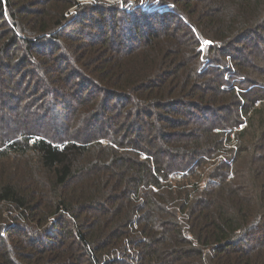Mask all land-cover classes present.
Wrapping results in <instances>:
<instances>
[{"label": "trees", "instance_id": "1", "mask_svg": "<svg viewBox=\"0 0 264 264\" xmlns=\"http://www.w3.org/2000/svg\"><path fill=\"white\" fill-rule=\"evenodd\" d=\"M110 1L0 0V264H264V0Z\"/></svg>", "mask_w": 264, "mask_h": 264}, {"label": "rangeland", "instance_id": "2", "mask_svg": "<svg viewBox=\"0 0 264 264\" xmlns=\"http://www.w3.org/2000/svg\"><path fill=\"white\" fill-rule=\"evenodd\" d=\"M84 1V0H83ZM86 2H87V4L88 5H94V6H96V5H98L99 4V0H85ZM91 1H93L92 2V4H91ZM104 2L106 1V3H109V4H112V3H117V2H114V1H110V0H103ZM135 3H136V1L135 0H131V2L129 3V5L127 6V7H123V9H125L126 8V11H128V12H131V11H133V10H135V8H138V7H141V10H142V12L143 11H146L147 13H149V7L151 6V5H148L149 3H148V0H140V3L138 4V7L137 6H135ZM122 6V5H121ZM146 6H148V7H146ZM218 7V6H217ZM122 8V7H121ZM155 7H152L151 8V10L152 11H157V10H159V8H156V9H154ZM162 8V7H161ZM219 8V7H218ZM151 11V12H152ZM162 11V10H161ZM161 11H159V12H161ZM166 12H171V11H169V10H165ZM219 11L221 12V10L219 9ZM162 13V12H161ZM173 13V12H172ZM122 19V18H121ZM135 21H137L138 22V24H139V26L140 27H142V28H144V25H146V26H149V27H153V28H155V30H157V31H160V22H158V20H156V19H149V17L148 18H146V16H144L143 14H139V15H136L135 16ZM120 20V19H119ZM118 20V21H119ZM174 23V21L172 22V21H168L167 23H163L164 24V27H171V25ZM127 24H126V22L125 21H123V20H121V27L119 28V30H118V33H120V34H124L125 33V26H126ZM171 29V28H170ZM160 34L162 35V36H164L165 35V32H160ZM254 34H258V35H253L254 37H256V36H259V35H263V33H262V31L261 32H258V33H254ZM178 35L180 36L181 34L178 32ZM183 35V34H182ZM250 37L251 39H254V37ZM115 37V35H113V38ZM264 37V36H263ZM248 41V40H247ZM245 42L244 44H242L241 46H240V49L241 50H243V51H246V53L245 54H247V55H245V56H247V57H249L250 59H251V56H250V51H251V46H249V43H251V42ZM140 43H141V41L139 40V41H137V42H135V46H140ZM247 44H248V46H247ZM132 45V44H131ZM251 45V44H250ZM246 46V47H245ZM202 51H204V48H202ZM230 61V60H229ZM204 62L207 64L208 63V61L207 60H204ZM208 67H210V66H203V68H202V72H205L207 69H208ZM16 111H18L17 113L19 114L18 115V117L19 118H23L24 117V115L26 114L25 113V111L23 110V109H16ZM61 119H60V117L59 116H57V113L55 112L52 116H50V118L48 119V121L50 122V123H54L55 125H59L60 126V124H61V121H60ZM3 121V120H2ZM2 121L0 120V126L2 125ZM208 125H209V123L208 122H203V126L204 127H208ZM244 127H245V124H241L240 126H239V129H238V131H241L242 129H244ZM236 132V131H235ZM228 136L229 135H231V140H232V142H228V145H229V148H233L235 145H236V140H237V138H236V136H235V134L234 133H232V131H228V134H227ZM231 179L233 178V176L231 175V177H230Z\"/></svg>", "mask_w": 264, "mask_h": 264}, {"label": "built area", "instance_id": "3", "mask_svg": "<svg viewBox=\"0 0 264 264\" xmlns=\"http://www.w3.org/2000/svg\"><path fill=\"white\" fill-rule=\"evenodd\" d=\"M93 1H94V0H93ZM93 1H91V4H92ZM79 4H80V5H85V4H87V2H86L85 0H84V1H83V0H79ZM146 7H148V6H146ZM151 8H152V7H149V9H148L149 12L152 11ZM173 9H174L173 6H164V7H162V8L159 7V11H161V10H162V11H165V10L173 11ZM73 11H74V9H73Z\"/></svg>", "mask_w": 264, "mask_h": 264}, {"label": "snow or ice", "instance_id": "4", "mask_svg": "<svg viewBox=\"0 0 264 264\" xmlns=\"http://www.w3.org/2000/svg\"><path fill=\"white\" fill-rule=\"evenodd\" d=\"M205 43L207 44V43H209L208 41H205Z\"/></svg>", "mask_w": 264, "mask_h": 264}]
</instances>
